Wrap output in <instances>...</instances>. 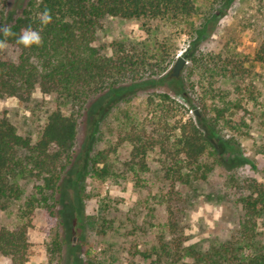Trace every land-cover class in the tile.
Here are the masks:
<instances>
[{
  "label": "trees",
  "instance_id": "16d2710c",
  "mask_svg": "<svg viewBox=\"0 0 264 264\" xmlns=\"http://www.w3.org/2000/svg\"><path fill=\"white\" fill-rule=\"evenodd\" d=\"M6 1L0 0V5ZM195 1L28 0L17 16L5 15L1 8L0 98L25 100L36 90L52 92L69 109L68 113L60 108L49 112L36 139L21 134L7 117L0 116V211L16 207L17 222L13 228H0V255L8 257L11 264H26L28 232L34 229L50 238L46 247L50 262L66 264L74 219V204L66 189L73 188L78 202L84 177L102 180L109 173L106 164L97 166L105 163L108 151L93 156L83 151L85 164L77 165L75 146L81 119H89L94 105L103 99H123L143 84L159 82L174 60L165 49L161 57H150L121 45L107 54L95 44L101 20L110 17L149 25L190 18L196 12ZM232 1L212 3L226 9ZM45 9L52 19L41 25L40 13ZM214 16L208 14L207 23ZM29 27L40 32L41 44L25 47L18 42ZM5 28L10 34L5 35ZM7 46L17 49L16 60L3 58ZM253 61L264 65V36L256 44ZM191 62L184 86L181 79L169 78L170 83H179L182 99L168 92H151L141 115L130 110L120 118L124 131L120 142L131 147V170L138 166L144 172L147 158L156 154L172 186L204 181L219 164L230 168L226 151L217 147L221 143L215 144V139L222 132L241 129L245 123L237 115L244 110L236 93L239 88L231 92L221 83L247 74L248 68L236 58L220 54H195ZM95 134L94 129L88 139ZM28 184L33 185L27 192ZM244 184L249 194L240 199L243 213L232 240L202 251L182 246L179 239L165 242L161 234L159 245L144 257L155 255L153 264H178L181 260L185 264H264V232L258 229L264 214V188L256 180L246 179ZM175 230L171 223L168 232L175 235ZM80 258V254L75 256L76 263L82 264Z\"/></svg>",
  "mask_w": 264,
  "mask_h": 264
},
{
  "label": "rangeland",
  "instance_id": "374dc122",
  "mask_svg": "<svg viewBox=\"0 0 264 264\" xmlns=\"http://www.w3.org/2000/svg\"><path fill=\"white\" fill-rule=\"evenodd\" d=\"M27 2L7 0L0 10L5 15L17 16ZM195 7L196 12L190 18L143 25L135 20L107 17L97 26L95 44L107 54L121 45L150 57H161L165 49L175 57L159 82L143 84L123 99L120 96L103 99L94 105L89 119H81L75 146L77 165L85 164L83 151H88L89 156L108 151L105 163L97 166L102 168L106 164L109 173L102 180L84 177L81 180L84 190L78 202L73 188L66 189L74 204L70 246L66 248L70 257L66 264H78L75 259L78 254L82 264H153L155 255L145 258L143 254L153 252L161 234L165 242L179 239L182 246L191 245L197 250L222 247L238 230L243 213L240 199L249 194L245 180H256L264 188V65L253 61L256 44L264 36V0H233L226 9L215 7L212 0H196ZM208 14L215 16L207 23ZM181 53L186 54L187 61L177 77L182 86L195 54L236 58L249 72L221 83L231 92L239 88L236 93L244 107L237 113L245 121L244 127L239 130L234 127L215 139V144L221 143L217 147L226 151L230 168L219 164L204 181L172 186L165 179L156 154L149 155L144 172L138 166L131 170L128 166L131 147L120 142L124 134L120 118L130 110L141 115L144 100L151 92H168L182 99L179 83L169 82V78H175L171 72ZM17 56L15 47L4 48L3 58L13 61ZM56 108L69 112L52 92L36 90L25 100L0 98V116L7 117L21 134L33 139L39 136L47 114ZM94 129L96 134L88 139ZM237 164L241 166L231 167ZM32 185L25 187L27 192ZM171 223L176 227L175 235L168 232ZM16 224V207L0 211V228H13ZM259 226V231L264 232V214ZM49 239L38 229L28 232L30 248L26 264H54L46 253ZM185 262L181 260L178 264ZM0 264L11 261L0 255Z\"/></svg>",
  "mask_w": 264,
  "mask_h": 264
},
{
  "label": "clouds",
  "instance_id": "9594fccd",
  "mask_svg": "<svg viewBox=\"0 0 264 264\" xmlns=\"http://www.w3.org/2000/svg\"><path fill=\"white\" fill-rule=\"evenodd\" d=\"M51 15L47 9L40 13V23L41 25H46L51 22ZM5 35L10 34L9 29H3ZM18 42L23 44L25 47H30L32 45H39L42 42V37L38 30L32 29L31 27L24 30L23 34L18 37ZM3 46V41H0V47Z\"/></svg>",
  "mask_w": 264,
  "mask_h": 264
},
{
  "label": "water",
  "instance_id": "95a60500",
  "mask_svg": "<svg viewBox=\"0 0 264 264\" xmlns=\"http://www.w3.org/2000/svg\"><path fill=\"white\" fill-rule=\"evenodd\" d=\"M186 62V54H178L176 57V62L172 68L171 76L177 78L180 75V72L185 66Z\"/></svg>",
  "mask_w": 264,
  "mask_h": 264
}]
</instances>
